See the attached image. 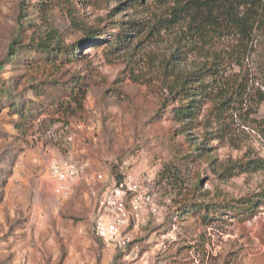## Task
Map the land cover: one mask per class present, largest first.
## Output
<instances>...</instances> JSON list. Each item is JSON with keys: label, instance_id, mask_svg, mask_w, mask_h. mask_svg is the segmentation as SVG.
I'll list each match as a JSON object with an SVG mask.
<instances>
[{"label": "rangeland", "instance_id": "1", "mask_svg": "<svg viewBox=\"0 0 264 264\" xmlns=\"http://www.w3.org/2000/svg\"><path fill=\"white\" fill-rule=\"evenodd\" d=\"M176 1L0 0V264H264V28L246 44L233 32L200 36L171 15ZM118 26L130 27L127 46L111 51ZM90 30L101 38L84 36ZM46 35L69 48L84 42L77 59L20 49L6 61L15 38L31 48ZM192 72L190 85L204 83L207 95L179 122L171 91ZM72 82L80 91L66 103L58 86ZM55 100L61 109L15 128L13 106ZM222 101L235 110L226 103L215 114ZM78 123L72 145L45 136ZM70 155L89 166L60 199L48 162ZM251 160L258 170L236 168ZM120 166L138 183L149 174L143 188L163 208L136 241L138 261L108 251L91 227L95 200ZM243 198L258 207L239 220L226 209ZM185 203L208 205L209 218L177 215Z\"/></svg>", "mask_w": 264, "mask_h": 264}, {"label": "trees", "instance_id": "2", "mask_svg": "<svg viewBox=\"0 0 264 264\" xmlns=\"http://www.w3.org/2000/svg\"><path fill=\"white\" fill-rule=\"evenodd\" d=\"M172 16L177 17L178 19L188 21V29L194 28L198 35L203 36L206 34L209 35V30L212 32H230L236 33L239 35L240 41L246 44L253 33L256 30L264 28V0H177L175 5L172 7ZM113 38L107 41V46L111 51H116L125 48L127 45L126 35L129 34L130 27H114ZM133 30H139L133 27ZM90 34V35H89ZM90 36V40H99L101 35L99 31L90 30L85 32L84 36ZM112 36V35H111ZM83 43H78L73 46L64 47L58 41V36L56 35H46L45 38L40 39L35 44H31V48L21 44L19 38H15L8 49L6 55L7 60H13L17 55L20 49L25 50L24 53L30 51L40 54L44 58H52L53 60H67L72 62L77 59L79 51ZM24 46V49H23ZM75 52H74V51ZM210 68V69H209ZM207 70H213L210 66ZM217 69V68H216ZM214 69V70H216ZM195 76V73H189L181 79L176 87L172 88L171 94L178 106L173 109L174 117L177 121H182L187 116L193 115V111L196 107L194 103L201 97L207 95V92L204 91V88L207 86L204 83H200L195 87L190 85L192 77ZM80 84L78 82H72L71 85L66 87L64 84H60L58 87L60 90L68 91V101H74L75 95L80 91L78 87ZM208 91V90H207ZM209 92V91H208ZM241 90H235V98H229V102H236L239 100ZM243 92V91H242ZM199 97L198 99H194ZM220 105L216 107L217 112L215 114L219 115L223 112V107L226 105V101H222ZM243 103V102H242ZM229 106L234 109L232 103H228ZM63 102L59 100L51 101L49 104L45 105H36L37 107L27 105L24 107L13 106L12 109L15 110L19 116V123L15 125V128L20 130L21 127H26V125L36 119L39 115L43 114L46 111V108H54L56 110L61 109ZM235 110V109H234ZM260 162L256 160L246 161L236 165L237 169L243 167L246 171L258 170L260 168ZM251 165H255L252 167ZM241 171V169H240ZM238 172V171H237ZM257 200L252 198H243L237 201H234L232 207L227 208L234 217L242 220L247 217H253L255 214L254 207H258ZM210 207L206 204H183L178 209L177 215L188 216L189 212L192 214H203V220H207ZM239 211V213H238ZM245 220V219H244ZM96 237V236H95ZM97 238V237H96ZM98 239V238H97Z\"/></svg>", "mask_w": 264, "mask_h": 264}, {"label": "built area", "instance_id": "3", "mask_svg": "<svg viewBox=\"0 0 264 264\" xmlns=\"http://www.w3.org/2000/svg\"><path fill=\"white\" fill-rule=\"evenodd\" d=\"M82 131L80 123L62 125L48 129L45 136L48 139L63 137L68 145H72L76 139L75 132ZM88 166L87 160L74 155L50 157L47 169L55 181L54 191L60 199L69 196L72 186L85 176ZM119 169L117 173L110 174L109 188L95 200L91 227L108 251L124 259L138 261L141 255L136 241L150 221L161 222L163 208L158 205L155 194L143 188L151 182L149 174L142 176L141 183H138L122 171V166ZM96 179L103 180V173H97Z\"/></svg>", "mask_w": 264, "mask_h": 264}, {"label": "crops", "instance_id": "4", "mask_svg": "<svg viewBox=\"0 0 264 264\" xmlns=\"http://www.w3.org/2000/svg\"><path fill=\"white\" fill-rule=\"evenodd\" d=\"M93 212H94V210H93Z\"/></svg>", "mask_w": 264, "mask_h": 264}]
</instances>
